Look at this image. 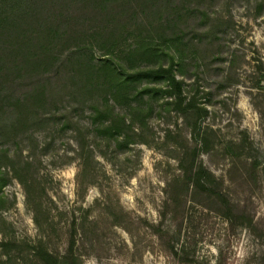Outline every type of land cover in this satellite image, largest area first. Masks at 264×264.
Listing matches in <instances>:
<instances>
[{"label":"rangeland","instance_id":"rangeland-1","mask_svg":"<svg viewBox=\"0 0 264 264\" xmlns=\"http://www.w3.org/2000/svg\"><path fill=\"white\" fill-rule=\"evenodd\" d=\"M142 41L158 56L132 52ZM105 53L95 45L96 60ZM108 56L126 72L173 60L186 101L207 113L185 114L163 91L136 96L137 83L116 102L70 58L42 103L0 113V243H14L0 246V264H40L30 249L17 255V242L60 255L72 246L83 264H264V0H161ZM142 82L166 88L163 79ZM107 99L133 121L125 133L106 131L111 113L96 117ZM195 124L209 133L200 160L244 223L177 181ZM233 143L252 145L260 167L228 151Z\"/></svg>","mask_w":264,"mask_h":264},{"label":"trees","instance_id":"trees-1","mask_svg":"<svg viewBox=\"0 0 264 264\" xmlns=\"http://www.w3.org/2000/svg\"><path fill=\"white\" fill-rule=\"evenodd\" d=\"M161 0H0V113L9 108L22 110L29 104H40L47 96L48 82L56 76L65 63L74 57L76 72L84 82L94 88L95 84L106 85L113 100L127 97L129 86L141 84L136 96L144 98L156 91H163L175 97L177 108L185 114L195 110L198 117L207 113L204 107L196 106L194 100L186 101L182 82L174 71L173 60L168 66L159 65L133 72H126L110 56L120 44L123 32L129 25L137 23L140 17ZM95 45L106 52L100 59L94 57ZM141 57L158 56L159 48L153 41H142L132 50ZM165 81L166 88L149 86L143 80ZM27 89L25 93L21 91ZM141 110V104H135ZM96 117L104 118L111 113V124L106 131L120 135L131 129L133 121H127L119 113L113 114L115 104L109 100L101 107L96 105ZM197 144L187 147L181 153L179 166L182 175L177 179L186 190L206 195L216 204L222 215L233 223H244L246 216L235 209L228 195L221 189L215 175L200 160V154L209 149L208 131L197 124L192 129ZM128 141L125 140L124 143ZM241 149L240 155L251 159L252 170L260 167L261 161L252 154L254 147L228 146V151ZM238 154V152H234ZM6 180L0 182V189ZM244 220V221H243ZM13 242H1L8 248ZM32 253L40 264H83L70 247L63 255L50 251L42 242L26 243L17 255L25 251ZM184 247H173L181 256ZM214 264H221L219 258Z\"/></svg>","mask_w":264,"mask_h":264}]
</instances>
